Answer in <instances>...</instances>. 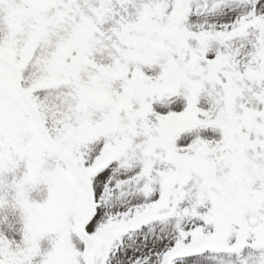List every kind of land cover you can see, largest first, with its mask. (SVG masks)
Instances as JSON below:
<instances>
[{
	"label": "snow or ice",
	"instance_id": "snow-or-ice-1",
	"mask_svg": "<svg viewBox=\"0 0 264 264\" xmlns=\"http://www.w3.org/2000/svg\"><path fill=\"white\" fill-rule=\"evenodd\" d=\"M0 264H264V0H0Z\"/></svg>",
	"mask_w": 264,
	"mask_h": 264
}]
</instances>
